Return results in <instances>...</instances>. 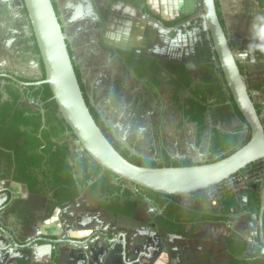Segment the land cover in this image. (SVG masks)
<instances>
[{
  "label": "crops",
  "instance_id": "crops-1",
  "mask_svg": "<svg viewBox=\"0 0 264 264\" xmlns=\"http://www.w3.org/2000/svg\"><path fill=\"white\" fill-rule=\"evenodd\" d=\"M81 1L83 2L55 0V3L58 10L67 13L83 12L96 5L95 0ZM108 1L112 8L107 18L108 27L105 25V28L112 33V38L123 44L129 42L128 38L132 40V44L137 41L149 42L151 48L147 53L153 55L151 57L158 58L154 54L163 53L162 46L165 44L166 33L174 34L183 26L167 29L160 22L144 14L141 8L138 12L139 8L133 5ZM201 1L148 0V5L153 13L167 21L191 16L189 20L191 25L184 24L186 28L180 33L197 37L201 44L198 47L203 53L202 59L204 62L212 63L213 61L209 60L212 59L211 55L207 59L206 46L203 44L201 29L205 18L203 10H199L202 6ZM217 2L222 24L228 33L237 61L245 72L248 88L256 104L263 109L264 121V82L252 81V78H264V0H217ZM248 4L254 7V11L248 10L251 6L248 7ZM122 10L124 11L121 13ZM195 13L198 15L194 16ZM6 14L1 11L0 29L7 35L3 43L6 44L8 55L0 61L1 67L15 61L21 68V72L17 71V74L26 77L22 78L23 82L43 80L41 58L34 51L28 56L15 51L21 44V31L17 25H12L10 15ZM138 14L141 16H137ZM135 21H144L143 34H134L132 26L135 28ZM26 30L30 32L29 27ZM154 43L156 47L152 50ZM194 43L199 44L197 41ZM209 45L207 44V47ZM195 64L203 63L196 61ZM15 72L10 74L14 75ZM248 79L251 81L248 82ZM38 89L39 87L34 86L26 89L15 85L10 79H0V225L20 243V247L13 245L8 233L0 231V264H54L55 249L51 245L39 243L27 247L30 241H34L40 235L50 239L65 236L68 240L84 241L85 245L81 243L60 245L59 264H125L122 258V244L118 242L111 245L110 241L100 235V232H106L108 235L111 229H118L127 237L128 262L134 261L139 252L156 243L157 249H162L163 253L157 255L155 260H148V264H170L171 254L173 264H233L234 259L229 250L230 241L235 242L236 250L240 245L245 247V252L241 254L244 262L250 258L264 261L263 247L258 235L251 231L258 222L260 201L252 200L250 192L237 196L224 191L217 206L206 201L198 204L203 199L200 198L203 196L198 194L199 202L193 204L192 208H187L191 209L189 211L195 219L175 221L172 222V226L163 228L161 221L164 218V209L156 208L154 203L147 200L140 202L133 218L112 214L102 209L87 190L82 192L79 198L59 204L40 169L34 170L38 174L39 185L35 191L30 190L26 178L20 173L30 170L31 166L20 163L32 153L25 155L21 149L31 150V145H35L37 138L31 135L35 128L36 114L43 115L44 112L43 118L46 117L44 103L41 101L42 95L37 92ZM22 114H25L23 117L28 120L25 124L22 123ZM45 127L43 122L42 130ZM42 130L39 137L42 136ZM72 138L70 137V142ZM75 149V143L71 144V164L75 173L80 175L87 167L84 161L88 164L92 161L88 159V155L80 154ZM75 153L82 155L84 160L76 158ZM210 156L209 152L192 153L190 159H193L192 157L208 159ZM263 164L257 167L260 168ZM256 189L254 186V193L257 192ZM244 196L248 198L247 201H242ZM233 200L238 204L233 205ZM96 234L98 237L94 238ZM255 239L257 250L249 253V242ZM186 243L193 249L190 251L194 254V259L190 257L192 255L189 251L183 249ZM201 251L205 253L197 256Z\"/></svg>",
  "mask_w": 264,
  "mask_h": 264
},
{
  "label": "trees",
  "instance_id": "trees-1",
  "mask_svg": "<svg viewBox=\"0 0 264 264\" xmlns=\"http://www.w3.org/2000/svg\"><path fill=\"white\" fill-rule=\"evenodd\" d=\"M111 2H124L135 6L136 8H141L144 14L151 19L160 22L167 29H175L188 22L191 18V16H186L177 20L167 21L151 11L148 5V0H111ZM54 6L59 15L55 1ZM217 7L219 9L218 2ZM69 49L72 58H74V53L70 45ZM37 52L39 53L38 48ZM117 53L120 55L118 57L120 61V70L125 75H132L128 70L129 67H132V71L140 77H146V75L157 77L161 71L166 70L168 79L165 78L164 82L157 83L158 86L157 84L156 86L158 88L163 84L170 86L169 103L173 104V107L177 109V113L180 114L183 120L197 124L198 146L202 144V135L207 126V116H211L214 125L210 145V153L212 156H216L219 159L226 158L249 143L251 139V131L246 135H241L242 130L239 128L234 129L232 132H224L217 128L219 125H229L234 118H239L245 123L246 121L239 111L233 97L229 94L222 70L220 69L216 73V63H166L162 60L146 56H140L137 59L132 52L125 50H118ZM74 65L82 92L96 123L113 147L126 160L136 166L144 168L191 167L196 165L191 159L174 161L166 156L164 163H157L150 161L147 158L132 155L130 150L116 138L111 128L103 120L102 114H100L98 109L92 104L88 88L83 79L81 68L77 65L75 60ZM194 67L199 68L201 72L200 81L193 78L192 69ZM240 69L244 76V71L241 66ZM43 80H45V71ZM123 81L122 78L116 79L117 89H122ZM182 90L187 91V98L182 96ZM37 92L42 95L41 101L44 103V109L46 111V127L42 130L43 115L37 113L34 125L35 128L31 135L34 138H37L35 145H31L32 151L26 148L21 149L25 155L32 153L29 157H26L25 161L20 163H27L31 166L30 170L21 171L20 173L26 178L30 190L35 191V188L39 185L38 174L34 170L40 169L42 175L45 177L46 184L49 189L54 192L55 198L58 200L59 204L77 199L81 196L82 192L87 190L91 197L99 203L102 209L128 218H133L135 216L140 200L143 198H149L161 209H164L163 219L167 226H172V222L175 221L195 219L194 215L189 211L191 209L178 205L174 201V197L162 196L149 189L143 188H138L136 192H133L131 189L124 187L127 182L117 179L112 173L104 170L90 157L88 159L92 161V163L88 164L87 161H85L84 164H86L87 167L80 175H77L71 164L72 151L70 137L73 135L71 129L60 116L58 106L53 100V94L50 87L48 85H43L39 87ZM153 114V116H155V113ZM259 114H261L260 110ZM21 116L22 123H27L28 120H25V117H23L25 114H22ZM41 130L42 136L39 137ZM244 172L245 170L242 171V173ZM115 180L120 181V183H114ZM250 194L254 201H259L258 193L250 191ZM203 202H205L204 199L198 204ZM232 204L236 205L238 202L233 200ZM214 219L215 218H213V220ZM234 246H236L235 242L230 241L229 250L234 259L233 262L235 264H249L248 262H244L241 257V254L245 252V247L240 245V248L236 250ZM258 264H264V261L260 260L258 261Z\"/></svg>",
  "mask_w": 264,
  "mask_h": 264
},
{
  "label": "water",
  "instance_id": "water-1",
  "mask_svg": "<svg viewBox=\"0 0 264 264\" xmlns=\"http://www.w3.org/2000/svg\"><path fill=\"white\" fill-rule=\"evenodd\" d=\"M54 1L22 0L23 8L26 10L25 16L31 25L29 31L36 40L39 49L38 56L44 66L45 80L25 83L15 76L0 75V78H8L26 88L48 85L61 118L77 140L76 146L104 170L112 173L117 179L127 182L128 186L134 190L143 188L162 196L178 197L219 185L248 167L264 161L262 115H259L252 93L242 75L228 33L222 24L216 0H202L210 50L215 57L212 63H216L217 67L222 70L229 94L233 97L251 130V139L245 147L223 159L216 157L213 161H209L196 157L193 160L195 166L162 168H144L130 163L113 147L96 123L82 92L75 71L74 58L70 54V44L64 32L61 16L55 9ZM185 24L190 26L191 21ZM91 102L94 105L92 98ZM43 122L45 127V117ZM123 143L133 154L137 155L126 142L123 141ZM247 199L244 196L242 201H247ZM147 201L152 203L149 198ZM0 231L8 233L12 243L20 247L19 241L1 225ZM251 231L258 235L264 254V185L258 222ZM117 237L123 241V256L126 262V237L120 231L117 232ZM36 242H48L56 248L63 242L78 244L80 241L66 238L63 241H53L40 238L30 241L27 247ZM254 242L256 243V239L249 242V253L257 248Z\"/></svg>",
  "mask_w": 264,
  "mask_h": 264
},
{
  "label": "rangeland",
  "instance_id": "rangeland-1",
  "mask_svg": "<svg viewBox=\"0 0 264 264\" xmlns=\"http://www.w3.org/2000/svg\"><path fill=\"white\" fill-rule=\"evenodd\" d=\"M77 1L83 2L81 0ZM84 1L89 2L92 0ZM95 4L93 7L90 6L91 8L88 7L90 13L87 10L78 13H67L61 10H58V12L61 15L66 38L74 53V60L80 66L90 97L93 99L95 107L103 115L104 120L118 128L123 141L127 142L128 138L133 140L137 138L140 142L145 143L150 156L153 155L155 150L159 155L168 154L174 160L183 159L185 155L191 156L192 153H208L213 130L211 122L207 120L209 128L207 132H203L202 144L198 146L197 124L183 120L180 114L177 113V109L171 106L165 84L156 88L160 98H156L151 90L152 87H156L157 83L164 82L162 74L157 77L152 75L139 78L121 72L120 61L116 55L117 51L126 49V51H137L147 55L148 50L151 48L150 43L137 41L132 44L130 38H128L129 42L126 44L117 43L112 38L109 29L105 28V25L108 27L107 18L110 15L112 5L108 0H95ZM250 5L248 4V7ZM253 8L251 5L248 10L252 12L254 11ZM201 9L202 6L199 10ZM137 10L140 11V9ZM197 15L198 13L194 14V16ZM137 16L140 17L141 15L138 14ZM203 22L206 30H208L206 21L203 20ZM135 23V28L132 26L135 31L134 34H143L144 21H135ZM185 28L186 26L183 25L174 34L166 33L165 44L162 46L164 51L168 53V50H170L168 57H172L171 59L176 62H185L186 57L191 58L194 62H204L201 58L203 53L199 48L201 44L196 39L197 37L193 38L192 35L180 33ZM194 41L199 44L197 45ZM208 44H210L209 38ZM155 47L156 44L154 43L152 50ZM207 48L211 51L210 45ZM176 49H181L182 52L179 54ZM210 54L212 59L209 60L215 61L213 53ZM154 55L160 57L162 53ZM147 56H150V54ZM117 78L124 80L122 89L116 88ZM195 78L200 81L198 72L195 73ZM253 80L264 82V78H252ZM249 81L251 79H248ZM142 95L144 98H141ZM153 113H155V119L151 121L149 117L153 116ZM158 119L163 122V130L153 132L151 123ZM244 127L245 124L239 119H233L229 125H219V128L224 132H232L236 128L242 130ZM242 135L244 134L242 133ZM76 142V138L73 137L71 144L75 143L76 146ZM75 150L80 154L85 153L81 148L79 150L77 146ZM75 154L77 155V153ZM80 154L76 158L80 157L78 159L83 161L84 159Z\"/></svg>",
  "mask_w": 264,
  "mask_h": 264
},
{
  "label": "flooded vegetation",
  "instance_id": "flooded-vegetation-1",
  "mask_svg": "<svg viewBox=\"0 0 264 264\" xmlns=\"http://www.w3.org/2000/svg\"><path fill=\"white\" fill-rule=\"evenodd\" d=\"M1 11L2 12H4V13H7L6 14V16H9L10 17V19H11V23H12V25H14V26H18V28L20 29V31H21V34H20V42H21V47H20V45H19V47H17V49L15 48V51H17V52H19L20 54H22V55H25V56H28L29 55V53L31 52H35V54L36 55H38L39 53L37 52V48H38V46H37V44H36V40H35V38L33 37V36H31V32H28L27 30H26V28L28 29V27H31V25H30V22H29V19L25 16L26 15V10L23 8V3H22V0H0V16H1ZM13 11V12H12ZM89 13H90V10L88 9L87 10ZM60 15V14H59ZM61 16V15H60ZM184 25V24H183ZM178 28V27H177ZM6 33H5V31H3V30H1L0 29V61L2 60V59H4L5 57V55H8V49L6 48V44L4 45V43H3V39L4 38H6ZM126 51V50H125ZM176 51L180 54L181 52H182V50L181 49H176ZM130 52V51H129ZM132 53L136 56V58L138 59L140 56H146V57H150V56H147L146 54H142V53H140V52H137V51H132ZM170 53V50H168V53H166V51L164 52L163 51V53H162V56H160V57H158V58H155V57H152V58H154V59H157V60H162V61H164V62H166V63H190V64H195V62H193V61H191V59H189L188 57H186V59L187 60H185V62H182V61H178V62H176V61H173L171 58H170V56L168 57V54ZM165 54V55H164ZM117 55V58L120 56L119 55V53H117L116 54ZM201 58H202V56H201ZM202 61H205L204 59H202ZM10 63H11V65H10ZM17 62H15V61H10L9 62V64L7 65V66H5V67H1V65H0V75H10V76H15V77H17L20 81H22V78H26L25 76H22V75H18L17 74V71L18 72H21V68H20V66H18V63L16 64ZM203 64H211V63H207V62H202ZM132 67H129V71L131 72V74L133 75V76H135V77H139V78H141L139 75H137L136 73H134L133 71H132ZM220 69L216 66V73L219 71ZM13 71H16L15 73H14V75H12V74H10L11 72H13ZM244 71V70H243ZM196 72H198V74L201 76V72H200V70H199V68H196V67H194L193 69H192V75H193V78H195V73ZM160 74H162L163 76H164V79L165 78H167L168 79V76H167V72H166V70H163V71H161L160 72ZM149 76H152V75H149ZM146 77H147V75H146ZM244 78H245V72H244ZM0 79H8V78H0ZM196 79V78H195ZM37 80V81H36ZM12 81V80H11ZM38 81H42V80H38V79H35V81L33 80V81H24L25 83H34V82H38ZM245 81H246V79H245ZM15 85H17V86H21V85H19V84H17V83H15L14 81H12ZM23 82V81H22ZM246 83H247V81H246ZM165 87H167V97H168V100H169V98H170V93H169V90H170V86H168L167 84H165L164 85ZM163 86V87H164ZM21 87H23V88H26V87H24V86H21ZM31 88V87H30ZM156 88H158L157 86L156 87H152V91H153V93H154V95H155V97L156 98H160L159 97V94L156 92ZM26 89H29V88H26ZM182 96L184 97V98H187V91L186 90H182ZM141 98H144L143 97V95H142V97ZM254 99V98H253ZM140 101H141V99H140ZM256 103V102H255ZM171 104V106L173 107V104L172 103H170ZM256 106H257V109H259L260 111H261V114H259V115H263V109L260 107V106H258L257 104H256ZM175 108V107H174ZM259 110H258V112H259ZM100 113V112H99ZM101 114V113H100ZM103 116V115H102ZM158 118V117H157ZM149 119L152 121V120H154L155 119V116H150L149 117ZM234 119H239V118H234ZM103 120H104V118H103ZM207 120H209V122H211V126L213 127L212 129H214V125H213V121H212V119H211V116H207V119H206V129H205V131L207 132V130H208V128H209V125H208V122H207ZM240 120V119H239ZM105 121V120H104ZM262 121H263V118H262ZM106 122V121H105ZM243 122V121H242ZM244 124H245V129L244 128H242V131H241V135H242V133L244 134V135H246V134H248L249 133V131H251L250 130V128L248 127V125H247V123H245V122H243ZM263 123H264V121H263ZM106 124L111 128V130L113 131V133H114V135L116 136V138L119 140V141H121L122 142V144L127 148V149H129L124 143H123V140L121 139V132L118 130V128H115V126H113V125H111L110 123H107L106 122ZM151 126H152V131L153 132H155V131H160V130H163L162 128H163V122H162V120L160 119H158V120H156V121H153L152 123H151ZM218 129H220L219 128V126L217 127ZM204 131V132H205ZM212 134H213V130H212ZM71 137H74L73 135H71ZM211 140H212V138H211ZM125 142V141H124ZM127 145L132 149V150H134L136 153H137V155H135V154H133L131 151V154L132 155H135V156H139V157H141V158H147V159H149L150 161H153V162H157V163H164L165 162V160H166V156L167 157H169V155L168 154H164V155H159V153H157V152H153V155L152 156H150L149 154H148V149L146 148V145H145V143H142V142H140L137 138L135 139V140H133V139H130V138H128V140H127ZM210 145H211V142H210V144H209V147H208V149H209V153H210ZM78 148V147H77ZM79 150H80V148H79ZM130 150V149H129ZM185 155V154H184ZM210 157L208 158V159H205V160H209V161H211V160H213V158H215V156H212V154L210 153ZM189 157V158H188ZM172 159V158H171ZM187 159H190V156L189 155H185L184 156V158L183 159H180V160H174V159H172V160H174V161H184V160H187ZM191 160H194V158L193 159H191ZM261 163H264V161H262V162H259L257 165H259V164H261ZM257 165L256 166H253V167H250L249 169H247V170H245V172H247V171H249V170H257V169H259V167H257ZM260 168H264V164L260 167ZM244 172V173H245ZM242 173V172H241ZM114 183H116V184H119L120 183V181H118V180H115L114 181ZM263 185H264V173L262 174V176H260V178L254 183V184H252L251 186H250V189L249 190H247V191H245V192H243V193H246V192H250V191H252V192H254L253 191V188H254V186L257 188L256 189V193H258L259 194V201H260V199H261V193H262V189H263ZM127 186V187H126ZM124 187H126V188H128V189H131L133 192H136V190H134L133 188H131L130 186H128V183H125V185H124ZM138 189V188H137ZM251 195V194H250ZM252 196V195H251ZM175 198V202L178 204V205H180V206H182V207H185V208H191V207H193V205H190V206H183L180 202H179V200L178 199H176V197H174ZM94 199V198H93ZM95 200V199H94ZM143 200H147V198H143L142 200H140L139 201V205H140V202L141 201H143ZM151 200V199H150ZM205 200V199H204ZM252 200H253V198H252ZM96 201V200H95ZM152 201V203H154V205L156 206V208H158V209H161L153 200H151ZM259 201H256V202H259ZM196 204V203H195ZM100 206V205H99ZM101 207V206H100ZM139 208V207H138ZM259 209H260V205H259ZM138 210V209H137ZM112 214H114V213H112ZM258 214H259V210H258ZM161 226L163 227V228H166L167 227V225H165V223H164V219L162 218V221H161ZM170 226V225H169ZM168 226V227H169ZM111 232L109 233L111 236L109 237V234L107 235L106 234V232L105 233H103V232H100V235H103V237H105V239L107 240V241H110L111 242V245L112 244H116V243H118V242H120L121 244H122V258H123V261H124V250H123V241H122V239L121 238H119V237H117V232L119 231L118 229H111L110 230ZM121 233V232H120ZM123 234V233H122ZM98 237V235L96 234L95 236H94V238H97ZM126 237V236H125ZM186 237V236H185ZM40 238H43V239H48V240H53V241H57V240H65V236H63L62 238H58V239H50V238H46V237H43V236H38L36 239H40ZM36 239H34V241L36 240ZM67 239V238H66ZM68 240V239H67ZM72 240V239H71ZM72 241H74V240H72ZM82 242V243H81ZM81 242H79V243H81V244H84V241H81ZM189 241H187V243H188ZM39 243H46V244H49V245H51L52 247H54L52 244H50V243H48V242H36V243H34V244H39ZM78 243V244H79ZM186 243V244H187ZM33 244V245H34ZM62 244H68V243H66V242H63ZM62 244H58V246L55 248L54 247V249H55V253H54V257H53V262H54V264H59V260H60V258H59V256L61 255V252H60V250H59V247H60V245H62ZM185 244V247L183 248V249H185V250H187V252L189 251V253H190V255H192V256H190V257H192V259H194V257L195 256H193L194 254L191 252V251H193V249H191V246L189 245V244H187L186 245ZM13 245H14V243H13ZM75 245V244H74ZM85 245V244H84ZM153 246L152 247H147L146 249H145V251H141V252H139L137 255H136V257H135V259H134V261H130V262H128V251H127V247H128V240H127V237H126V262L124 261V263L125 264H148V260H155V257L157 256V255H161L162 253H163V250L162 249H157V244L156 243H153L152 244ZM189 245V246H188ZM193 248V247H192ZM195 248V247H194ZM190 249H191V251H190ZM257 250V249H256ZM256 250H254V251H252V253L253 252H255ZM192 253V254H191ZM200 253H202V254H204L205 252L204 251H201V252H199V255H197V256H201L200 255ZM171 254V252L169 253V255ZM189 255V254H188ZM172 257V254L169 256V258H170V264H173V262H174V259L173 258H171ZM59 259V260H58ZM256 259V258H255ZM255 259H248V263L249 264H258V261L257 260H255ZM145 260H147V263H145ZM233 264H235V263H233Z\"/></svg>",
  "mask_w": 264,
  "mask_h": 264
},
{
  "label": "built area",
  "instance_id": "built-area-1",
  "mask_svg": "<svg viewBox=\"0 0 264 264\" xmlns=\"http://www.w3.org/2000/svg\"><path fill=\"white\" fill-rule=\"evenodd\" d=\"M263 173L264 168L249 170L245 173L234 175L221 184L210 187L204 191L178 196L176 199L186 207L197 203L200 198L205 199V201L211 205L217 206L220 203L224 191L231 193L232 195L240 196L243 192L249 190L250 186L254 184ZM198 194H201L203 197L198 198Z\"/></svg>",
  "mask_w": 264,
  "mask_h": 264
},
{
  "label": "bare ground",
  "instance_id": "bare-ground-1",
  "mask_svg": "<svg viewBox=\"0 0 264 264\" xmlns=\"http://www.w3.org/2000/svg\"><path fill=\"white\" fill-rule=\"evenodd\" d=\"M204 22L202 21V24H203ZM201 32H202V36H203V39H204V41H203V44H205V46H206V52H207V59H209L210 58V56L209 55H211L210 53H211V51H209L208 50V48H207V44H208V37H207V30H206V26H205V24H203V27H202V29H201ZM206 59V60H207Z\"/></svg>",
  "mask_w": 264,
  "mask_h": 264
}]
</instances>
